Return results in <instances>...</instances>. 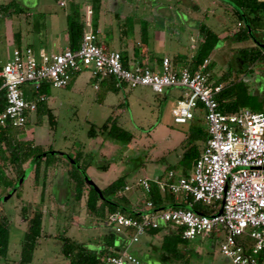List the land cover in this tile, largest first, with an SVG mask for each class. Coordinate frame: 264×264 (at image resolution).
<instances>
[{
  "label": "rangeland",
  "instance_id": "obj_1",
  "mask_svg": "<svg viewBox=\"0 0 264 264\" xmlns=\"http://www.w3.org/2000/svg\"><path fill=\"white\" fill-rule=\"evenodd\" d=\"M70 1L66 0L65 6H61L58 0H0V5L6 6L0 13V65L9 60L20 42L32 44L38 49L41 40L49 41V51L64 46L62 38L68 28ZM147 1L101 0V11L105 10L108 14L100 12L98 20L101 22V18L108 16L117 32L121 31L120 36L124 34L123 38L129 40L131 50L136 46L146 53V45H152L157 34L165 39L161 41L162 45L157 43L160 52L164 46L174 54L180 49L193 56L197 48L200 20L207 14V22L222 33L218 46L210 56L215 76L220 77L228 72L229 80L243 79L249 84L252 95L259 96L264 92V71L261 66L247 71L249 65L233 50L239 45L254 43H238L229 38L239 26L230 25L231 15L217 0ZM74 2L79 4L81 13H86L88 7H92L90 3L86 5V0ZM21 8L23 11L18 12ZM117 13L119 17H116ZM95 17L87 14L86 18L83 14V20L88 19V29L94 28ZM146 22L149 24L147 41L142 40L141 28ZM180 94L181 88L178 87L167 88L162 93L155 92L149 86L113 90L107 82L94 79L87 69L75 74L66 87L50 85L46 106L55 114V128L49 124L47 115L42 117V122H38V113L35 112L24 127L15 130L18 138L41 144L45 151L50 152L53 161L47 168L45 163L42 166L38 185H35L33 162L26 163L25 177L14 183H21L20 187L14 185L12 189L8 188L0 198V207L11 219V261L0 257V264H14L13 260L19 258L21 241L28 229V217L40 205L45 210V233L53 237L41 239L33 264H55L58 258L68 261L60 252L59 239L55 238L65 230L68 235L90 246L104 243L110 229L105 227L104 220L97 219L89 212L86 206L87 190L80 200L75 199V182L68 172L72 169L71 162L77 152L83 153L80 163L87 167L82 170V175L88 185L101 189L126 175L127 184L133 187L125 194L126 199L128 196L132 199L146 196L137 185L141 177L165 175L169 169L183 171L182 157L191 128L208 125L204 113H199L194 120L185 124L175 122L173 111ZM112 115H117L120 122L134 133L130 143L102 134L95 138L89 136L88 130L92 124L100 126ZM52 154H56L57 159ZM162 234L152 236L147 233L138 242L131 243L128 251L144 264H166L154 259L157 253L151 248L152 242L161 244ZM223 235L219 234L220 239L216 243L212 238L198 236L181 246L183 250L190 249L191 264H234L221 252Z\"/></svg>",
  "mask_w": 264,
  "mask_h": 264
},
{
  "label": "built area",
  "instance_id": "obj_2",
  "mask_svg": "<svg viewBox=\"0 0 264 264\" xmlns=\"http://www.w3.org/2000/svg\"><path fill=\"white\" fill-rule=\"evenodd\" d=\"M60 4L64 6L66 0ZM86 13L91 15L92 8ZM100 35V29H86L77 49L68 45L57 52L42 48L37 53L30 45L16 47L0 71L7 101L0 111V126L21 127L30 121L38 100L46 96L29 98V87L36 89L45 83L66 87L84 69L99 82L113 76L117 84L149 86L157 93L181 88L174 120L185 124L204 113L209 131L205 147L187 174L170 169L165 175L138 179L137 185L146 195L140 217L120 210L107 212L105 227L127 242L124 252L106 258L107 264H144L128 247L155 229L178 231L185 240L224 233L221 252L234 264H264V112L243 108L225 113L219 109L217 96L224 84L214 82L210 57L195 72L188 66H174L169 56L159 65L135 62L127 67L122 52L108 49ZM155 184L161 193L173 194L179 205L189 206L156 207L150 198ZM132 188L127 184L116 196ZM197 201L216 211L193 210L190 205Z\"/></svg>",
  "mask_w": 264,
  "mask_h": 264
},
{
  "label": "trees",
  "instance_id": "obj_3",
  "mask_svg": "<svg viewBox=\"0 0 264 264\" xmlns=\"http://www.w3.org/2000/svg\"><path fill=\"white\" fill-rule=\"evenodd\" d=\"M92 5V14L96 17L94 21V30L97 29L99 23V13L101 12V0H87ZM149 2L147 0H140V2ZM223 5L231 15V26L238 25L239 29L229 38H233L238 43L252 41L253 45H239L233 48L240 54L243 60L249 65L247 71H253L261 66L264 71V0H217ZM70 11L68 12V28L69 46L77 49L83 39L85 30L87 28L86 21L83 20V14L80 11L79 4L71 0ZM139 5V4H138ZM5 5H0V13L4 11ZM136 7H138L136 5ZM22 12L23 9L17 10ZM206 15L200 20L196 43L197 48L193 56L191 53H176L169 55L172 63L176 67L188 66L192 72L197 71L204 60L211 56L213 50L218 46L222 38L221 31H217L215 27L207 22ZM133 17V16H132ZM122 28V27H121ZM142 40L147 41L149 24L146 22L141 26ZM123 29V28H122ZM223 29L222 31H224ZM126 34V33H125ZM144 42V41H142ZM123 53L125 66L129 67V60L126 51ZM157 57L161 62L163 57L157 54L150 55V62ZM3 65H0V71ZM214 63L211 60L209 69L213 70ZM228 72L220 77L213 76L215 83H223L224 89L218 94L217 99L219 109L225 113L238 112L243 108H250L256 112H264V92L261 95L251 94L250 85L243 79L238 81L229 80ZM74 78V77H73ZM73 80V79H72ZM71 80V81H72ZM100 82H107L111 89L119 90L126 87V84H117L115 77H107ZM71 83V82H70ZM69 83V84H70ZM3 78L0 75V111L4 110L6 101V91L2 87ZM68 84V85H69ZM67 85V86H68ZM50 87L49 83H45L39 88H28L27 96L38 98L45 95L44 100H38L36 112L38 113V122H42L44 115L48 116L49 124L56 126L55 114L46 106L48 100L47 91ZM262 96V97H261ZM52 126V127H53ZM24 126L17 127L12 124L7 126H0V198L5 190L14 187H20V184H14L21 177L26 175V163L33 162V173L35 178V185H38L40 171L44 163L47 166L51 165L52 161L50 152L45 151L41 144H35L30 139H20L17 137V131ZM15 128H18L17 131ZM192 128L194 130L192 131ZM190 131V139L185 146L182 157L184 166V173L191 168L193 162L199 157L203 151L206 141L209 137L208 127L193 126ZM90 137H96L98 134L107 135L125 143H130L134 138V133L120 122L119 117L109 116L106 121L98 126L92 124L88 130ZM46 152V153H45ZM57 159L56 154H52ZM83 153L77 152L71 162L72 169L69 170L68 175L75 182V199L80 200L87 190L86 206L89 212L99 220H105L107 212H114L117 210L126 212L134 217H140L137 210H133L126 205L125 194L116 196L118 191L124 189L127 185L126 175H122L107 186L97 189L95 186L88 185L82 170L87 167L82 165ZM56 161V160H55ZM44 172V177H45ZM11 174V175H10ZM44 188V187H43ZM150 198L156 207H177L189 206V204L179 205L173 194H163L155 184L153 186ZM190 207L204 214H212L216 208L210 209L209 206L203 205L201 202H193ZM24 210V208H23ZM221 210V209H220ZM218 210V211H220ZM45 210L42 205L37 207L34 213L28 217V229L25 232L24 238L21 241L20 257L17 264H32L34 261V254L37 247L40 245L42 238H51V234L45 233L44 227ZM10 229L11 219L0 207V257L7 258L10 250ZM161 229H155L150 232L157 233ZM60 241V252L70 262V264H107L106 258L112 255H118V243L124 237L115 231H111L105 235L104 243H97L96 246L82 242L67 234L65 230L55 236ZM208 238H212L214 243L220 239L219 234L213 232ZM188 240L183 239L178 231L168 232L163 236L161 243V251L159 260L166 264H191L190 249H181L180 245ZM249 244L253 240L248 239Z\"/></svg>",
  "mask_w": 264,
  "mask_h": 264
},
{
  "label": "crops",
  "instance_id": "obj_4",
  "mask_svg": "<svg viewBox=\"0 0 264 264\" xmlns=\"http://www.w3.org/2000/svg\"><path fill=\"white\" fill-rule=\"evenodd\" d=\"M58 1L60 3V1H62V0H58ZM68 1H70V0H68ZM88 4H89V2L86 0V5L88 6ZM90 8H92V7H90ZM101 12H104V14H106V15L108 14L105 10H102ZM83 14H85V12ZM112 16L114 18V15L113 14H112ZM116 17H119V13H117ZM100 20H101V22H99L98 23V26H97V29H100L101 30L100 42L102 44L106 45V47L108 49H110V50L111 49H116V50H119V51H126L130 65H132L135 62H141V63H145V64L150 65V66H155V65H159L161 62L158 61V58L157 57H155L154 60L149 63V61H150V55L151 54H157L160 57L169 56V55L174 54V51L166 50V48L164 49V46L161 49L162 52H160L159 50H157V47H158L157 43H160L162 45V42L161 41L165 40L164 39V36H162V37L161 36H157V34L155 35V41L153 42V44L152 45H146V53H145V51L142 50V48H138L136 46L133 47V49L131 50L129 40H125L123 38V35L124 34L122 36H120L121 31H120V33L117 32V28L114 26L115 25L114 22L112 23V21L110 20V18H108V16H106V19L101 18ZM91 27H92V25L90 26V28ZM136 28H137V26H136ZM86 29L88 30V28H86ZM48 32L49 31L47 30V33ZM62 39H63V41L65 43L64 46H61L58 49L53 50V51H49L48 50V49H50L49 48L50 42L49 41L47 42V41H44V40H41L40 41L38 49L35 48L32 44H29V43L28 44H24L22 42L17 43V46L16 47L21 46V45H30V46H32L35 49V51L37 53L42 48H44L48 52H57V51L62 50L63 48H65L66 46L69 45V34H68L67 30H65V32L63 33V38ZM164 44H165V42H164ZM144 50H145V48H144ZM177 53H182L183 54V52L180 49H178ZM189 171L190 170L188 169L187 170V173ZM176 173L177 174H181V173L186 174V172L184 173V171H179V172H176ZM127 198L128 199L126 200V205L129 208L133 209V210L142 211L146 207V204H145V198H146V196L144 198H136V199H132L130 196H128ZM161 233H163L162 234V239H163V236L166 233H168V232L167 231H164V230L163 231L160 230L157 233L149 232L148 234H151L152 236H156V235H159ZM162 239H161V243H162ZM126 243L127 242H125V239H123V240H121L119 242L118 251L120 253L124 252L125 247H126ZM151 248H153L152 250L156 251V253H157V255L154 256V259L156 261L159 260V255H160V251H161V244L159 245L157 242H152ZM180 248L182 249V246L181 245H180ZM9 252H10V250H9ZM19 257H20V254H19ZM18 259H14L13 260V263L14 264H17V260ZM5 260L7 262H10L11 261V258H10V255L9 254H8V257L5 258ZM263 262H264V260H263ZM44 264H54V263L53 262H48V263L44 262ZM55 264H70V262L63 260L62 258H60V259L58 258V260L56 261Z\"/></svg>",
  "mask_w": 264,
  "mask_h": 264
},
{
  "label": "water",
  "instance_id": "obj_5",
  "mask_svg": "<svg viewBox=\"0 0 264 264\" xmlns=\"http://www.w3.org/2000/svg\"><path fill=\"white\" fill-rule=\"evenodd\" d=\"M97 188V187H96ZM99 190V188H97Z\"/></svg>",
  "mask_w": 264,
  "mask_h": 264
}]
</instances>
